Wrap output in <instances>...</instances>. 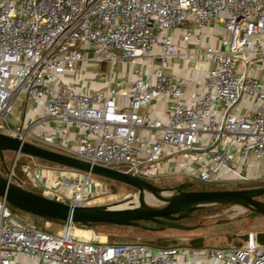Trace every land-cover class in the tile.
Wrapping results in <instances>:
<instances>
[{
  "label": "built area",
  "instance_id": "1",
  "mask_svg": "<svg viewBox=\"0 0 264 264\" xmlns=\"http://www.w3.org/2000/svg\"><path fill=\"white\" fill-rule=\"evenodd\" d=\"M216 26L217 46L202 47L203 29ZM177 30L196 47L181 50ZM193 56L208 67L196 79L199 96L186 103L187 76L166 71L171 60ZM120 63L136 68L113 81ZM100 64L109 67L103 90L87 94L64 83L66 74ZM139 64L151 71L143 76ZM22 99L42 115L16 116ZM153 101L167 106L165 122L141 114ZM0 134L149 183L169 176L250 182L237 159L264 161V0H0ZM21 156L7 173L19 187L70 207L113 197L101 178L34 158L19 178ZM21 256L41 264H190L193 257L264 264V245L257 233L226 249L108 243L70 221L55 232L38 229L0 197V264H21Z\"/></svg>",
  "mask_w": 264,
  "mask_h": 264
},
{
  "label": "water",
  "instance_id": "2",
  "mask_svg": "<svg viewBox=\"0 0 264 264\" xmlns=\"http://www.w3.org/2000/svg\"><path fill=\"white\" fill-rule=\"evenodd\" d=\"M4 152L20 154L49 164L89 173L101 179L120 183L138 192V206L132 208L118 209L103 205L70 207L19 187L0 175V197L16 210L44 220L63 223L70 221L86 229H92L96 224L136 228L139 227V222H148L159 226L148 230L162 232L165 229L194 230L196 227L185 225L180 221L204 207L237 206L251 214L264 217V203L257 200L264 196V187L191 191L193 183L185 182L174 188H160L130 174L92 165L63 153L0 134V162L5 167ZM144 195L153 198L159 206L145 204Z\"/></svg>",
  "mask_w": 264,
  "mask_h": 264
},
{
  "label": "rangeland",
  "instance_id": "3",
  "mask_svg": "<svg viewBox=\"0 0 264 264\" xmlns=\"http://www.w3.org/2000/svg\"><path fill=\"white\" fill-rule=\"evenodd\" d=\"M108 66L105 65H95L89 66V69L86 73H90V78L103 79L106 75L109 74ZM136 68V67H135ZM138 68L149 72L151 69H145L142 65H138ZM131 69L129 65L118 64L113 71V78L120 79L121 76L123 79L126 78L128 74L131 73ZM22 107L16 105L14 108V114L20 115V111ZM13 120V117H12ZM15 153L4 152V165L0 162V175L7 178V173L10 172L13 167L15 160ZM25 161L24 164H31L32 158L28 156H21ZM21 159V158H20ZM40 163L49 164L47 162L38 160ZM108 186H113L115 188V193L112 198L104 197L103 199L97 200L95 204L92 206L103 205L110 208H132L138 206V192L134 189L124 186L120 183L109 181L102 179ZM185 182H192L196 184V186L207 187L212 190H240L246 188H256V187H264L263 181H255V182H247V183H225L223 185H206L196 181H187L186 179L180 176H169L161 178L157 181H152L151 183L157 185L160 188H174L182 185ZM204 185V186H203ZM192 188H190L191 191ZM200 191V190H199ZM258 201L264 203V196L257 198ZM150 205L159 206L158 203L154 202ZM13 213L21 220L25 222L32 223L38 229H45L46 223H48V227L46 228L49 232H55L56 230L61 229V225H57L56 223H52L50 221L44 222V219L39 217H35L31 214L21 212L11 207ZM205 208V207H204ZM239 211V212H238ZM183 224L188 226L196 227L192 231H179V230H171L165 229L161 233L157 234H148L143 230H139L136 228L129 227H100L97 229H83L90 230L102 241H107L111 243V239L116 242L122 243H140L150 247L156 248H172V247H187L191 246L192 240L201 239L203 241V248H214V247H234L239 246L244 243L245 236L248 233H262L264 232V217L257 216L251 214L244 209L237 206H226V207H218V208H205L203 210L197 209L189 220L182 221ZM78 229V228H77ZM102 237V238H101ZM158 241H163L165 244L168 241L171 243L169 246L165 247L163 245H155L154 243H158Z\"/></svg>",
  "mask_w": 264,
  "mask_h": 264
},
{
  "label": "crops",
  "instance_id": "4",
  "mask_svg": "<svg viewBox=\"0 0 264 264\" xmlns=\"http://www.w3.org/2000/svg\"><path fill=\"white\" fill-rule=\"evenodd\" d=\"M203 39H202V43L201 46L205 47L208 44H211L212 46L216 47L217 46V41L218 39L221 37L222 35V30L220 26H216L214 28L212 27H207L205 29H203ZM183 34L182 30H177L175 33L176 36V42L178 44V46L180 47L181 50H183L184 48L188 47L189 49H193L196 47L195 43L192 41L190 42V45H186L185 43L181 42V36ZM194 43V44H193ZM125 64V63H124ZM126 65V64H125ZM91 67V66H90ZM93 67V66H92ZM208 67V65L202 61V58L198 57V56H193L188 60H181V59H174L171 60L169 62V68L166 71V74L168 75H173L175 77H178L180 75H184L187 76L188 78V86H187V91L185 93L184 96V101L186 103H189L191 101H193L195 98H197L201 92V87H199V85L196 82V79H199L205 69ZM89 69L86 68V70H81L79 72H75V73H70V74H66L64 76V83L67 86L72 87L75 90H79L82 89L85 93L87 94H93L96 93L100 90H103L105 88V77L103 79H97V77L95 78H90L89 76L91 75L90 73H86V71ZM130 69L132 71L135 70V66L134 67H130ZM90 74V75H89ZM143 76L146 75V72L142 73ZM119 80H123L122 76L120 79L118 78H113V81H119ZM243 104L245 108L247 109H253L254 105L251 102H247V101H243ZM19 106L22 107V115L24 113L25 115V120L29 118H37L39 116L42 115L41 110L38 108V106L35 104L34 101H25V100H20L18 103ZM141 114L142 115H147L150 117H155L157 119H160L161 121L165 122L166 121V117H167V106L160 103V102H156L153 101L151 102L148 106L144 107L143 109H141ZM50 126H53L52 123H49ZM69 130H70V135H69V139H70V143L68 144L70 147L74 148L76 147V143L74 141L75 139V133H77V129L70 125L69 126ZM237 166H238V170L241 174L246 175L252 182L255 179H261L264 178V161H258L256 159L253 158H249L247 160H243V159H237ZM223 175H219V177H216L215 180L218 179H222ZM225 184L224 182H221L219 184H215V185H223ZM57 225H61V224H57ZM46 228L47 225H45ZM62 226V225H61ZM58 231V230H56ZM188 247V246H187ZM234 247H238V246H234ZM191 249H206V248H192L189 247ZM228 247H214L213 249H226ZM200 258H195L193 257L192 259V263L190 264H220L218 263L216 260L213 259H203L204 263H201ZM18 261L21 264H41V261L39 259H31L25 256H21L19 257Z\"/></svg>",
  "mask_w": 264,
  "mask_h": 264
},
{
  "label": "trees",
  "instance_id": "5",
  "mask_svg": "<svg viewBox=\"0 0 264 264\" xmlns=\"http://www.w3.org/2000/svg\"><path fill=\"white\" fill-rule=\"evenodd\" d=\"M21 159H19L18 161H17V163H16V165H15V168H14V173H15V175L17 176V177H19V178H22V173H21V167H22V165H24V160H23V158L22 157H20ZM151 183V182H150ZM151 184H153V183H151ZM153 185H155V184H153ZM155 186H157V185H155ZM204 186V185H203ZM158 187V186H157ZM111 188V191H112V193L114 194L115 192V188L113 187V186H111L110 187ZM28 190H30V191H32V192H34V193H36L37 194V192L35 191V190H33V189H28ZM192 190H194V191H213L212 189H208L207 187H202V186H199L198 185V187L196 186V184H193V189ZM216 191H219L218 189L216 190ZM205 208H210V209H213V208H218V207H205ZM205 208H200L201 210H203V209H205ZM195 212V211H194ZM194 212H192L190 215H189V217H187L185 220H189L191 217H192V214L194 213ZM36 217V216H35ZM47 221H50V222H52V223H56V224H63V222H60V221H54V220H44V222H47ZM75 226H76V228H78V229H85V228H83V227H80L79 225H77V224H75ZM150 226H155L154 224H151V223H148V222H139V227H136V229H139V230H143V231H145V232H147L148 234H157V233H161V232H155V231H150V230H148L149 228H150ZM100 227H115V228H121V227H118V226H113V225H109V224H96V225H94V227L92 228V229H97V228H100ZM246 239H247V236H245V241H246ZM257 240H258V242L260 243V244H262V245H264V232H262V233H258L257 234ZM245 241H244V243H245ZM111 243H122V242H116V241H113L112 239H111ZM161 243H164L163 241H158V243H154L155 245H157V246H159V245H163V246H165V247H167V246H169V244L171 243L170 241H168L167 243H165V244H161ZM243 243V244H244ZM203 241L201 240V239H197V240H192L191 241V246H192V248H201L203 245ZM242 244V245H243ZM242 245H239V246H242ZM188 247H190V246H188Z\"/></svg>",
  "mask_w": 264,
  "mask_h": 264
},
{
  "label": "bare ground",
  "instance_id": "6",
  "mask_svg": "<svg viewBox=\"0 0 264 264\" xmlns=\"http://www.w3.org/2000/svg\"><path fill=\"white\" fill-rule=\"evenodd\" d=\"M143 202L145 203V204H148V205H150L151 203H154V202H156L153 198H151V197H149L148 195H144L143 196ZM239 212V211H238ZM83 232H80V231H75V234H77V235H79V234H82ZM84 235H86V237H88V235H89V233H86V232H84L83 233ZM102 238V237H101Z\"/></svg>",
  "mask_w": 264,
  "mask_h": 264
},
{
  "label": "flooded vegetation",
  "instance_id": "7",
  "mask_svg": "<svg viewBox=\"0 0 264 264\" xmlns=\"http://www.w3.org/2000/svg\"><path fill=\"white\" fill-rule=\"evenodd\" d=\"M184 221V220H182ZM182 221H180L182 223ZM155 225V224H154ZM159 226L158 225H155V226H150V228H158Z\"/></svg>",
  "mask_w": 264,
  "mask_h": 264
}]
</instances>
